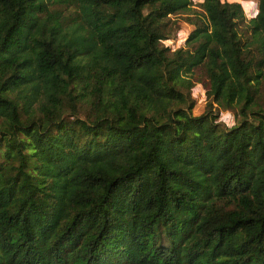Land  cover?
I'll use <instances>...</instances> for the list:
<instances>
[{
  "label": "trees",
  "instance_id": "16d2710c",
  "mask_svg": "<svg viewBox=\"0 0 264 264\" xmlns=\"http://www.w3.org/2000/svg\"><path fill=\"white\" fill-rule=\"evenodd\" d=\"M191 4L0 0V264H264V0Z\"/></svg>",
  "mask_w": 264,
  "mask_h": 264
},
{
  "label": "rangeland",
  "instance_id": "374dc122",
  "mask_svg": "<svg viewBox=\"0 0 264 264\" xmlns=\"http://www.w3.org/2000/svg\"><path fill=\"white\" fill-rule=\"evenodd\" d=\"M191 9H188L186 11H180L177 13H171L169 15V24H170V32L168 33V36L162 41L164 44L170 46L172 49L178 46H186L185 44V38L188 33V31L192 27V23L188 21L187 17H193V13H201L202 8L200 6L201 0H191ZM245 15L246 22L253 14H255L257 10L258 0H239ZM58 6H61L60 4H57ZM71 8H67L64 10L65 13H67ZM246 27L245 24H242L240 29H244ZM248 27H246L247 29ZM241 31V30H240ZM250 29L248 28L249 32ZM244 32V31H241ZM248 56L250 53L254 54L257 52L256 49L250 48L246 50ZM251 54V55H252ZM259 54V53H258ZM262 64H258L257 70L261 69ZM188 73V72H187ZM191 82L192 86L190 88V96L194 99L195 103L192 107L191 111L193 114H199L201 113L204 108L207 107V99L205 97V81L207 80V77L205 75V71L203 67H194L187 75ZM257 92L259 96L258 102L263 106L264 108V82H262L257 87ZM212 109L218 112V119L224 122L225 124H232L238 120L240 117L239 114L236 111V107L232 108H222V107H216V104L213 103Z\"/></svg>",
  "mask_w": 264,
  "mask_h": 264
}]
</instances>
